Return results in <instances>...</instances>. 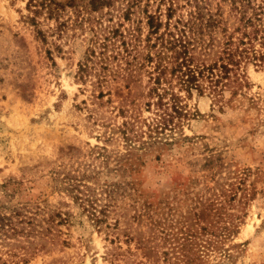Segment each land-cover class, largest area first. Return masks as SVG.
Masks as SVG:
<instances>
[{"label": "rangeland", "instance_id": "374dc122", "mask_svg": "<svg viewBox=\"0 0 264 264\" xmlns=\"http://www.w3.org/2000/svg\"><path fill=\"white\" fill-rule=\"evenodd\" d=\"M89 1L0 0V223L15 229L0 235V264H146L154 244L168 251L164 264H184L173 232L185 220L215 239L218 210L210 206L219 205L236 232L218 242L228 254L211 246L200 252L202 264H264V67L248 62L235 95L218 102L175 80L159 86L160 98L148 91L145 67L134 84L107 76L98 85L78 73L90 28L120 23L144 37L145 12L164 11L165 2L140 0L124 19L131 0L98 8ZM49 2L58 7L51 17ZM216 2L221 25L233 28L240 13L231 0ZM163 117L172 134L167 126L150 137ZM154 137L168 143H140ZM77 185L102 208L98 224L74 198ZM144 203L156 228L136 217Z\"/></svg>", "mask_w": 264, "mask_h": 264}, {"label": "trees", "instance_id": "16d2710c", "mask_svg": "<svg viewBox=\"0 0 264 264\" xmlns=\"http://www.w3.org/2000/svg\"><path fill=\"white\" fill-rule=\"evenodd\" d=\"M109 1L90 0L89 3L93 8H98L100 5L109 4ZM162 1L165 2L164 11H161V7L157 5L155 11L145 12L147 32L144 37L136 33L135 28H121L120 23L104 25L99 22L97 28L91 27L85 37L84 47L80 50L79 76L85 78L91 74L95 75V82L98 85L107 76H122L127 84H134L137 73L139 74L141 68L145 67L144 70L149 73V78L153 81L148 91L155 92L160 98L161 93L157 92L159 86L163 82L170 85L175 80L180 89L188 93L194 89L200 94L208 91L218 102L226 92L231 93L229 99L235 95L241 83L245 81L244 67L248 62L264 67V5L262 3L255 5L251 0H231L233 9L240 15L238 23L229 29L225 24L221 25L222 17L218 2L213 5V0H159ZM50 3L45 8L48 17L54 16L58 11V7L51 6ZM39 4L41 7L29 3L30 6L33 5L32 11L35 14L45 6L43 2ZM131 4L139 5L141 2L131 0L121 13L124 19L129 18L131 11L134 10ZM249 7L252 9L247 13ZM30 19L37 24L35 17ZM162 90L165 91V87ZM171 96H173L171 107L174 108V112L180 114L176 108L181 107L176 100L178 97L175 94ZM170 115L172 116L171 113ZM168 121L172 120L163 117L162 120L155 122V125H150L149 136H152V131L157 134L164 131L170 126ZM174 128V126L169 127L170 133ZM121 131L123 137L131 139L128 134L129 131H133L131 127H123ZM164 140L166 139L162 141L161 137H154L140 140V143L146 145L155 141L168 143V140ZM134 146H130L129 153ZM76 189L79 193L75 194L74 198L78 205L89 213L95 224H98L102 220L100 216V213H103L102 208H97V203L91 200L84 188H79L77 185ZM210 208L215 213L218 210L217 214L214 213L218 217L217 226L211 231L212 234L215 232L213 234L215 239H208L203 235L207 227L199 226L198 230L188 222L185 223V220L172 234L171 248L182 251L179 260L184 264H202L200 252L208 250L211 246L219 249L218 242H222L229 234L236 232V222L229 224L224 221L225 206H210ZM149 210L150 205L144 203L136 217L156 228L160 220H154L153 213ZM201 215L202 212L197 213L195 218L200 219ZM9 229L15 233L12 222L0 223V235ZM32 229H29L26 235H29ZM169 234L170 231L163 232L164 240L170 239ZM149 248L150 256L146 264H164L163 262L168 259L167 250L159 252L156 244ZM219 250L225 255L228 254L226 249Z\"/></svg>", "mask_w": 264, "mask_h": 264}]
</instances>
